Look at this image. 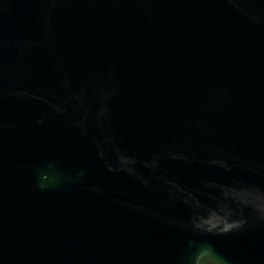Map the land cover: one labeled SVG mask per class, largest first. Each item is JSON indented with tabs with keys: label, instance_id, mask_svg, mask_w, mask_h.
I'll list each match as a JSON object with an SVG mask.
<instances>
[{
	"label": "water",
	"instance_id": "1",
	"mask_svg": "<svg viewBox=\"0 0 264 264\" xmlns=\"http://www.w3.org/2000/svg\"><path fill=\"white\" fill-rule=\"evenodd\" d=\"M264 264V0H0V264Z\"/></svg>",
	"mask_w": 264,
	"mask_h": 264
},
{
	"label": "trees",
	"instance_id": "2",
	"mask_svg": "<svg viewBox=\"0 0 264 264\" xmlns=\"http://www.w3.org/2000/svg\"><path fill=\"white\" fill-rule=\"evenodd\" d=\"M198 264H220L217 261H215L214 259L211 258V256L209 255V253H204Z\"/></svg>",
	"mask_w": 264,
	"mask_h": 264
}]
</instances>
